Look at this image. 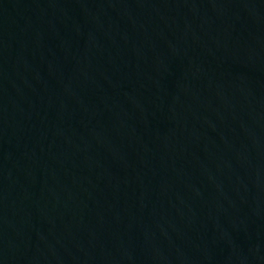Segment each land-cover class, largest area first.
<instances>
[{
	"label": "water",
	"instance_id": "obj_1",
	"mask_svg": "<svg viewBox=\"0 0 264 264\" xmlns=\"http://www.w3.org/2000/svg\"><path fill=\"white\" fill-rule=\"evenodd\" d=\"M0 264H264V0H0Z\"/></svg>",
	"mask_w": 264,
	"mask_h": 264
}]
</instances>
